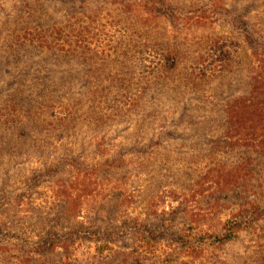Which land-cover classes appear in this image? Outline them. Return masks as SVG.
I'll return each mask as SVG.
<instances>
[{"label":"trees","instance_id":"1","mask_svg":"<svg viewBox=\"0 0 264 264\" xmlns=\"http://www.w3.org/2000/svg\"><path fill=\"white\" fill-rule=\"evenodd\" d=\"M17 1L12 19L4 16L15 25L3 37L0 28V264H109L114 254L120 264H195L204 256L215 259L242 233L261 249L257 261L264 264V34L257 22L264 0ZM149 21L153 33L161 31L137 57L128 44ZM176 23L179 30L200 23L224 30L210 36L202 52L191 51L168 34ZM105 24L119 37L105 40ZM89 28H99L102 49L93 46ZM75 61L93 66L90 74L81 71V91L72 88V76L54 70ZM241 73L247 80L239 93L233 83ZM67 82V91L57 89ZM196 89L203 90L202 107L194 105ZM178 92L186 100L170 97ZM144 102L152 116L174 102L176 120L212 124L148 126L145 134L137 125L140 140L118 144L110 154L65 133L77 125L101 130L111 115L134 117ZM85 105L86 120H79ZM193 107L199 108L192 113ZM164 133L176 141L194 138L197 150L210 156L201 171L192 150L172 173L185 190L197 189L194 202L155 214L144 203L142 215L131 202H111L104 213L80 219L77 197L89 178H111L135 156L158 151L166 146ZM29 158L37 165L17 170ZM23 205L30 207L28 216L6 220L11 208Z\"/></svg>","mask_w":264,"mask_h":264},{"label":"rangeland","instance_id":"2","mask_svg":"<svg viewBox=\"0 0 264 264\" xmlns=\"http://www.w3.org/2000/svg\"><path fill=\"white\" fill-rule=\"evenodd\" d=\"M183 1V0H180ZM19 1L17 0H0V28L2 31L1 37H3V32L6 30L5 28L13 27L12 25H15L11 23V21L6 22L5 21V14L9 13L11 15L9 20L12 19L14 16V11H9L10 8H12L13 4H17ZM261 20H258L257 22L262 25L263 27V34H264V10H261ZM259 19V17H258ZM23 20H19L16 24V26H19ZM256 22V23H257ZM97 23V22H96ZM257 23V24H258ZM8 24V25H5ZM151 21L147 22V25H143V28L139 29V34L132 37V45L128 44V48L130 50H133L135 52V56L138 57L139 50H142L144 44H148L149 40L152 39L154 35H157L158 32L161 30L154 32L153 29H151ZM98 25V23H97ZM106 27L104 28V39H106V35H112L114 37H119L118 33H115V27L109 26L108 24H105ZM6 26V27H4ZM175 28H169L170 33H168L171 37L176 38L177 43L182 46V43H187V49H191V51H200L201 49H204L206 42L210 36L216 35L217 37L220 35H223L221 32L224 30V28L218 27L217 25L208 26L205 24H195L191 27H186L184 30L177 29V23L174 25ZM140 27V26H139ZM225 27V26H224ZM9 28V29H10ZM89 38L92 39L93 46H99L101 49L104 46V43L102 45H99V40L96 41L95 35L97 37H100L99 34V28H89ZM148 32H150L148 34ZM114 33L116 35H114ZM221 33V34H219ZM93 35V36H92ZM158 36V35H157ZM0 39H4L1 38ZM172 39V38H171ZM121 47L119 50H122ZM233 48H229V51L232 52ZM243 50L241 48L237 49L236 55L239 58H244ZM95 60V58L93 59ZM74 64L73 67L67 66V65H60L54 66V70L58 73L61 72V74H66L73 77L72 79V88H75V90L81 91V88L84 90V87H82L84 81L80 80L79 77L82 76L81 71H86V73L90 74L88 68L91 69L93 66L89 65H83V62H74L71 63ZM82 66H80V65ZM13 71V69H11ZM93 70V69H92ZM57 73V76H55V79L58 80L59 75ZM95 74V73H93ZM92 74V75H93ZM182 76V75H181ZM240 77L238 82L233 83V87L236 89V92L242 93L244 90V81L247 80V74L241 73L237 75ZM68 77V76H67ZM212 79V80H216ZM215 81H213L210 86H214ZM70 84L67 82L65 84L62 83V85H57V89H62V91H67L69 89ZM208 85L207 88H210ZM157 92L160 90V87H156ZM182 90V89H181ZM180 90V92H181ZM164 91H158V94H162ZM177 93V95L170 96L173 99H177L178 103L180 101L186 100V98L182 97V93ZM195 97L193 98L195 100L194 105L196 104L199 107H202L204 104L201 103V96L203 94V90L196 89ZM184 93V92H183ZM239 95V94H238ZM228 96V93L227 95ZM222 97L220 98V100ZM177 103V104H178ZM144 102L142 105H140L139 109L135 112L134 117L128 115L120 114L118 116L111 115V122H109L106 126H104L101 130H85L83 128H80L78 125L76 127V130L78 131H72L69 132L67 130L68 134H71L72 136H78V138H81V141L84 143L89 142L90 144H98L102 148H104L106 153L110 154L109 152H113L117 148V145H124L127 143H130L132 141H139L140 135L135 133V129L137 125H142L143 129L141 130V134H145L148 130V126H159V128H168L170 130H173L177 127L172 126L173 123L182 124L181 126L188 127L191 123H201L200 126L203 127L205 125L212 124L210 120H176L175 113L179 110H175V108H179L180 106L176 107V104L170 103L172 105V109L168 108V106L161 109L160 112L158 111L155 115H149L150 111L153 109L152 105L146 104ZM157 105V104H156ZM87 106L85 105L82 108L79 109L78 115H80L79 120H86L85 113L87 112ZM199 107H193L194 112H196V109ZM166 108V109H165ZM165 109V110H164ZM55 111L58 112V109L55 108ZM200 113L205 111H199ZM111 112L110 114H112ZM137 114V115H136ZM76 119V118H75ZM69 118L68 120H75ZM52 120H59L58 118H53ZM144 120V121H141ZM79 122V121H77ZM176 125V126H178ZM184 127V128H185ZM70 129V127H68ZM197 129L199 127H195L193 129H189L190 135H196ZM74 130V129H73ZM166 137V146H162L159 148V150H154L151 153L148 154H139L135 156V159H132L129 162V167H124L121 169L118 173L114 174L111 178L102 179L98 177H90V182L86 183L87 186L80 192L81 196L77 197L79 198V203L77 207V215H80V219H84L86 216L93 214V212L99 211L100 213H104L106 211V207H108L111 202H117L119 204H127L131 202L134 205H137L139 207L138 214L142 215L143 213H140V210L142 209V206L145 204L151 205V213H160L161 211L170 212L174 207H176L179 203L180 206L183 207V204H185L184 201H187L188 204H192L194 202V198L192 197L195 190V187L190 188V191L187 189L185 190L182 187V184L177 183L178 180L175 177H171L172 173L175 171L176 167L180 165L181 158H189L192 150H194L195 155V163H193L194 166L197 165L198 168H201V171L203 168H206L205 164L210 160V156L207 153L206 149L200 153L196 145V141L194 138H189L182 141H176L175 139H172V137L169 135V133H164ZM151 136V135H150ZM139 139V140H138ZM119 146V145H118ZM52 151V149H51ZM32 152V151H31ZM105 152V151H104ZM87 153L92 154V150L90 147L87 149ZM107 154V155H108ZM183 154V157H181ZM91 158V155L89 156ZM22 160V159H21ZM140 163V164H138ZM138 164V165H136ZM16 164H14L15 166ZM37 165L36 159L30 160L26 159V165L23 164H17V170L18 168L28 169L35 167ZM22 166V167H21ZM138 166V167H137ZM164 174V175H163ZM164 177H163V176ZM162 176V177H161ZM167 176V177H166ZM172 179L176 180V183H172ZM206 187V185L204 186ZM89 194V195H88ZM119 196V197H118ZM185 196V197H184ZM118 197V198H117ZM117 198V199H116ZM193 200V201H192ZM28 205H23L21 208L16 210V208H11L7 212V219L9 220H17L14 215L17 216H28L27 211L29 210ZM136 208V207H135ZM133 212V211H132ZM137 212V208L135 210ZM92 247H95L94 245ZM261 249L258 248L254 242L252 241V238L248 234H241V238L238 241L230 242L227 244V246L223 247V250L218 253L217 257L214 259L212 257L211 259L209 256H204L196 261L195 264H259L260 262L257 261L258 256L261 255ZM91 253H94L93 250H91ZM156 254H159L156 252ZM148 258L152 259L150 254L146 255ZM159 256V255H157ZM115 259H110L109 264H120L119 262V256L118 254H114ZM142 258V256H140ZM217 259V260H216Z\"/></svg>","mask_w":264,"mask_h":264}]
</instances>
